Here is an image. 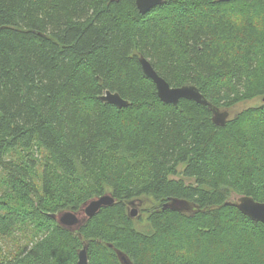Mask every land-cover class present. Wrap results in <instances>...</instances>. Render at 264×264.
Masks as SVG:
<instances>
[{
    "label": "trees",
    "instance_id": "16d2710c",
    "mask_svg": "<svg viewBox=\"0 0 264 264\" xmlns=\"http://www.w3.org/2000/svg\"><path fill=\"white\" fill-rule=\"evenodd\" d=\"M264 0H0V264H264V226L225 206L264 203ZM239 18L234 23L231 18ZM193 85L222 111L163 103ZM116 93L117 108L99 99ZM116 202L76 232L52 215ZM169 199L186 211L162 210ZM142 216L128 217L129 203Z\"/></svg>",
    "mask_w": 264,
    "mask_h": 264
},
{
    "label": "water",
    "instance_id": "95a60500",
    "mask_svg": "<svg viewBox=\"0 0 264 264\" xmlns=\"http://www.w3.org/2000/svg\"><path fill=\"white\" fill-rule=\"evenodd\" d=\"M136 9L140 14H145L152 8L161 5L163 0H133ZM220 2H230L232 0H219ZM139 63L144 75L149 78L155 85L156 94L160 101L166 104L177 105L180 100L192 101L198 105L208 108L211 111V121L215 126H225L229 114L227 111H222L208 102L197 90L190 84H185L181 87L172 88L162 78H160L150 66L149 62L144 58H139ZM103 103H108L117 108L128 106V102L122 100L118 94L105 92L99 97ZM233 202L224 204L236 208L242 215L246 216L253 222L260 223L264 226V203L255 201L248 196H238L233 198ZM116 204L114 198L108 194L90 199L84 203L78 212L64 210L51 216L57 224L67 231L76 232L80 227L86 225L89 220L96 216L100 210L108 208ZM128 217L130 219L138 218V206L140 203H129ZM169 209L171 211H186L189 209V204L183 200L169 199L162 206V210ZM116 256L120 264H132L131 261L123 253L116 251ZM77 264H89L87 259L86 245L77 252Z\"/></svg>",
    "mask_w": 264,
    "mask_h": 264
},
{
    "label": "rangeland",
    "instance_id": "374dc122",
    "mask_svg": "<svg viewBox=\"0 0 264 264\" xmlns=\"http://www.w3.org/2000/svg\"><path fill=\"white\" fill-rule=\"evenodd\" d=\"M260 102H261L260 99H255V100H252V101H249L246 103L239 104V105L231 108L230 117H233L235 114L239 113L243 109H246L248 107L257 106V105H259Z\"/></svg>",
    "mask_w": 264,
    "mask_h": 264
},
{
    "label": "clouds",
    "instance_id": "9594fccd",
    "mask_svg": "<svg viewBox=\"0 0 264 264\" xmlns=\"http://www.w3.org/2000/svg\"><path fill=\"white\" fill-rule=\"evenodd\" d=\"M234 23H239V18L233 17L231 18ZM254 25L256 26L258 31L264 32V14H262L259 18L253 20Z\"/></svg>",
    "mask_w": 264,
    "mask_h": 264
},
{
    "label": "flooded vegetation",
    "instance_id": "af4514ba",
    "mask_svg": "<svg viewBox=\"0 0 264 264\" xmlns=\"http://www.w3.org/2000/svg\"><path fill=\"white\" fill-rule=\"evenodd\" d=\"M234 1H236V0H232V1H230V2H221V3H224V4L227 6V8H229L230 5H232V3H233ZM216 2L219 3L220 1H219V0H216ZM230 113H231V109H230V111H228V114H229L228 119L230 118ZM138 210H139V212H138V218H139V217L142 216V212L140 211V209H138ZM89 221H90V220H89ZM89 221H88V222H89ZM55 223L57 224V222H55ZM71 232H73V231H71Z\"/></svg>",
    "mask_w": 264,
    "mask_h": 264
},
{
    "label": "bare ground",
    "instance_id": "6f19581e",
    "mask_svg": "<svg viewBox=\"0 0 264 264\" xmlns=\"http://www.w3.org/2000/svg\"><path fill=\"white\" fill-rule=\"evenodd\" d=\"M58 225V224H57ZM59 226V225H58ZM62 228V227H61Z\"/></svg>",
    "mask_w": 264,
    "mask_h": 264
}]
</instances>
